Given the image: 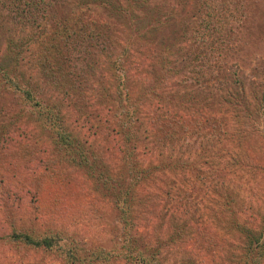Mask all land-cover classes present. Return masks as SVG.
Here are the masks:
<instances>
[{"label": "rangeland", "instance_id": "rangeland-1", "mask_svg": "<svg viewBox=\"0 0 264 264\" xmlns=\"http://www.w3.org/2000/svg\"><path fill=\"white\" fill-rule=\"evenodd\" d=\"M90 1L91 8L105 5ZM202 1L139 0L134 14L140 27L153 29L143 36L145 28L133 31L128 12L117 20L104 7L97 10L99 18L82 17L79 0H50L49 11L59 13L71 45L52 57L36 49V60L22 45L9 52L17 53L14 63L23 74L9 87L28 85L39 105L58 103L61 115L52 121L67 130L43 127L38 115L44 108L36 112L0 85V264H131L119 256L122 248L142 258L158 251L159 264H241L229 255L239 251L225 246L228 219L258 228L264 220V201L259 204L264 172L249 167L264 168V142L252 135L255 125L244 102L230 118L233 110H223L221 100L232 98L228 90H236L234 80L248 100L264 89V0H214L212 19L214 6ZM7 2L0 4V71L10 62L8 44L30 35ZM105 2L125 5V0ZM40 16V24L49 19L47 12ZM215 24L226 44L214 39ZM166 47L167 81L159 84L154 63ZM126 49L130 56L144 54L140 63L149 62L153 51L150 69L143 77L124 62L132 73L127 92L103 96V89L112 92L117 83L104 71L107 58ZM52 58L66 64L63 74L76 87L82 81L80 93L48 76L44 65ZM202 122L214 142L194 140ZM60 141L69 144L59 147ZM84 158L90 169L82 165ZM240 160L248 166L242 171L233 167ZM111 187L127 193L125 221ZM11 232L48 236V246L6 242ZM233 241L241 244L237 236ZM108 251L109 258L101 254ZM93 253L100 258L92 261Z\"/></svg>", "mask_w": 264, "mask_h": 264}, {"label": "trees", "instance_id": "trees-1", "mask_svg": "<svg viewBox=\"0 0 264 264\" xmlns=\"http://www.w3.org/2000/svg\"><path fill=\"white\" fill-rule=\"evenodd\" d=\"M10 9H14L15 10V15L20 16L23 21H24V26L25 28L28 29V33L30 35H28L26 37V39L23 40H16L15 42H11L8 44L9 47V51L5 56V59H9L10 62L8 65H6L7 68L3 67V71H0V85L5 88V92L8 93L9 97H11L12 99L14 98V96H19L21 95V99L24 101L25 100V106H27V104L32 103V108L34 110H36V112L42 108H44L42 110V112H40V114L38 115L39 121L40 123H42V126L44 127H55L56 129L60 130L63 134L65 133V129L67 130L66 127H62L61 125H57L56 123H54L55 121H52L54 119L58 120V117L61 115L59 113V104L58 103H54L51 104L49 103H45L42 105H39V103L37 101H34L32 96L29 93V86L26 85L24 86V88H18L15 87L16 85L15 82L19 81V79L22 77V73H20V69L19 66L17 64L14 63V59L13 57H16L17 53H14L12 56L11 54H9V52L11 51H16L18 49V47L20 45L24 46L23 47V51H27L30 53L31 58L33 59H39L38 55H33L36 53V49H39L40 53H49L48 55L52 57V53H61L63 45H71L68 42V35L64 34L63 32L65 30L64 27L62 26V24L60 23V19H59V13L53 14L52 11H49L51 8V6H53L52 4H55L58 0H52L54 3L49 4L48 2H50V0H40V1H36V0H7ZM97 2H99L98 0H96ZM106 0H101V2H104L105 5H100L99 3V7L97 8H91V6H93L92 2L90 0H79L80 3L78 7V10L80 13H82V17H87L89 16V14H93L96 15L98 18L101 17L100 14H98V9H103L104 11V7H108L104 13L107 14L108 17H111V15H114V18L118 20V18H122L124 19V17H126L125 13L128 12V21H133L131 23V25L133 26V31H138V29H144L143 36L146 35H152L153 34V29L152 28H146V24L142 25L140 27V24L142 23V20L137 18L134 14V10L137 6L139 2V0H125L124 4L122 6L118 7V4L116 6L113 5H109L108 2H105ZM217 1V0H216ZM216 1L214 0H209V2L212 3H216ZM5 2V0H0V4H3ZM203 2V3H202ZM201 3L204 5V7H206V2L207 1H202ZM200 3V4H201ZM185 6V4H184ZM212 6H214V12L210 15V19L212 18H216L217 15V6L214 4H212ZM141 7V6H140ZM137 9V8H136ZM138 10L140 11V8L138 7ZM47 12L49 19H46V21H43L40 24V21L38 20V17L42 19L43 16H40L41 13ZM219 15V14H218ZM173 17V16H172ZM66 17H64L65 19ZM145 18V17H144ZM63 20V19H62ZM213 20H211L212 22ZM147 23V22H146ZM18 28L22 31V29H24V27H22L20 24L18 25ZM78 27H76L75 29H77ZM215 31V35L216 37L214 39H220L221 41H218V43L220 45L226 44L227 42H225V39L223 40V37H225V35H222V31L221 29H219L216 24L214 25L213 28ZM141 31V30H139ZM32 42H33V48H32ZM36 42V43H34ZM52 42V43H49ZM46 43V45H44ZM219 46V45H218ZM37 47V48H36ZM61 47V49H60ZM41 49V50H40ZM60 49V50H59ZM65 50V49H64ZM148 49H145V51H147ZM168 51V47H166L161 53H158L156 59H157V63L155 62L154 64H156L159 68L158 74L159 77H161L159 84H164L167 81V77H166V72H165V65H169L168 64V56H166L165 54ZM221 51L218 50L217 52ZM129 52H132L131 50H124V52L121 53V55L118 56H114L112 60H108L107 58V63H106V67L104 70L105 72L109 73L111 75V77L116 79V84L113 87V89L115 90V94L114 90L111 92H107L106 89H103L104 95L103 96H113V97H121L122 93L127 92V88H126V83L127 81V77L131 76L132 73L130 72V68L133 67L135 68L137 74H139L140 76L144 77V74L142 73L143 71L147 70L149 71L150 69V60L155 57V53H153V51L151 52L149 56V62L147 61L146 63H140L139 60L144 56V54H139L136 53L135 55H131L128 54ZM57 54V55H59ZM60 56V55H59ZM215 56L220 57L218 55V53L215 52ZM110 59V58H109ZM124 62H128L130 65L129 69L124 70L123 64ZM45 63V62H44ZM65 63L63 61L59 59H54L53 58L48 61L47 64H45L44 66L49 67L50 70V74L47 73V67H44L43 72L45 74H48V76H50V78H52L53 80L55 79L58 83L60 81H67L68 82V88L70 90H73L75 92V94L80 93L81 89H82V85L81 82L82 81H78L79 85L76 87V84L68 77H66L63 74V71H65ZM86 76V75H85ZM90 76V75H89ZM85 78V77H84ZM68 79V80H67ZM84 80V79H83ZM11 81H15L13 82V84L11 85L12 88L11 89L9 87V84ZM234 85L236 86V90L235 91H231L228 90L232 96V98H228L226 100H221V103L223 105H221V108L223 110H228V108L230 109L231 106V110H233L232 112H230V118L231 115H235L237 113V110L239 109H243V107L246 105V107L249 109V114H250V120L252 121L251 124L252 126L255 125V131H251L252 135L260 138L263 140L264 142V89L258 94V95H252L249 100L245 97L244 95H241L238 91H242V88L237 85L238 83H236V81H233ZM240 84V83H239ZM71 87V88H70ZM124 88V89H123ZM124 90V91H123ZM227 90V89H226ZM73 93V92H72ZM243 96V97H242ZM40 102V101H39ZM243 102L245 103V105H243ZM41 103V102H40ZM220 105V103H219ZM238 105V106H237ZM220 108V106H219ZM38 109V110H37ZM122 109H124V107L122 106ZM246 116V113H243ZM228 118V117H227ZM62 123V121H60ZM64 123V122H63ZM62 123V124H63ZM10 125L8 126H12V123H9ZM55 124V125H54ZM204 123H201V129H199V131H196V135L193 137L194 140L197 139L198 141H200L202 138H207L208 140L212 142V139L210 137H208L206 135L207 132H209V127L208 128H204ZM207 126V125H206ZM251 126V125H250ZM15 127V126H14ZM195 127V125H194ZM1 128H5L3 125L1 126ZM16 128V127H15ZM196 128V127H195ZM229 137V136H228ZM69 138V137H68ZM61 143V144H60ZM60 146H66L67 142L65 141H60ZM207 146V144H206ZM209 146V145H208ZM68 147V146H67ZM66 147V148H67ZM213 146L211 147H207L206 149H204V151L206 152H210L209 150H212ZM83 163L82 165L86 167H88L89 169L92 167V165H90V163H88V161L84 158V160H82ZM246 162L244 161H237L233 167H240L239 169L242 171L241 167H248L245 164ZM250 170L252 173H256L259 171H263L264 172V168L263 166H252L251 164L249 165ZM226 168V167H225ZM99 179V178H98ZM111 191L114 193V196L116 198L115 202L116 204V208L119 212V217L122 220H126L125 219V210L127 211L128 209L125 207L127 204V200H126V192H121L119 191V189H116L115 187H111L110 188ZM264 195V194H262ZM264 198H261V201L259 202V204L263 205ZM220 202L223 204V207H225V211L231 213L229 210V206L228 200H225L224 198L222 200H220ZM124 206V207H123ZM219 213L216 215L218 216ZM232 222V226L229 227V231L228 233L230 234V237L228 239V241L226 242L225 246L228 248L229 246H231L230 250L232 251H239L237 253H235V255H231V253L229 252V255L231 257H237L240 258L239 262L241 264H264V220L262 221V223L260 225V227L258 228L257 225H255V223L249 221V223L247 225H241L240 223H237L235 221L234 218L228 219V225ZM129 224V223H127ZM235 236H237L241 242V244L237 247V245H234V238ZM6 242L9 243H13L16 245H25L27 247L29 246H34L35 248L38 247L40 250H44L46 248V246H48L47 242L49 240L48 236H42L41 238H34L32 235H30L29 233L26 232H11L10 235H8L6 237ZM45 243V244H44ZM207 244V243H206ZM69 252V249L65 250V254ZM158 251H156L155 253H152L151 256H147V258H142L140 256H137L135 254H131L125 251V249H120L119 252V256L122 258L123 256L126 257V259L131 263V264H159V262L156 259V253ZM105 255H104V254ZM101 252V254L105 257H108L111 255V252ZM109 253V255H108ZM227 253V250H226ZM73 256V254H72ZM137 256V257H136ZM74 258V257H73ZM100 258L99 253H93L91 255V260L95 261L98 260ZM109 258V257H108ZM118 258V256L116 257ZM107 260V259H106Z\"/></svg>", "mask_w": 264, "mask_h": 264}]
</instances>
